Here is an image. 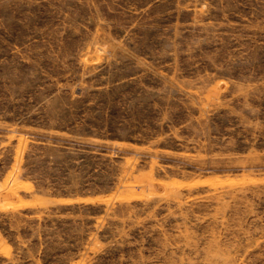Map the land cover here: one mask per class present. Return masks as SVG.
Here are the masks:
<instances>
[{
  "label": "rangeland",
  "instance_id": "374dc122",
  "mask_svg": "<svg viewBox=\"0 0 264 264\" xmlns=\"http://www.w3.org/2000/svg\"><path fill=\"white\" fill-rule=\"evenodd\" d=\"M0 264H264V0H0Z\"/></svg>",
  "mask_w": 264,
  "mask_h": 264
}]
</instances>
